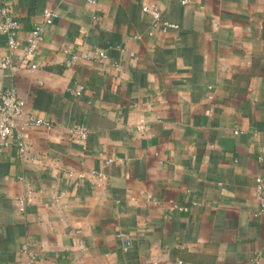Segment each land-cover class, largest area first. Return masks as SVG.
Returning <instances> with one entry per match:
<instances>
[{
	"label": "crops",
	"instance_id": "crops-1",
	"mask_svg": "<svg viewBox=\"0 0 264 264\" xmlns=\"http://www.w3.org/2000/svg\"><path fill=\"white\" fill-rule=\"evenodd\" d=\"M0 3L20 23L11 67L0 32V89L53 122L26 129L25 157L0 146V264H27L24 245L44 264H264V0ZM47 7L60 16L24 62ZM82 50L106 55L66 64Z\"/></svg>",
	"mask_w": 264,
	"mask_h": 264
},
{
	"label": "built area",
	"instance_id": "built-area-1",
	"mask_svg": "<svg viewBox=\"0 0 264 264\" xmlns=\"http://www.w3.org/2000/svg\"><path fill=\"white\" fill-rule=\"evenodd\" d=\"M95 2L96 0H89ZM191 0H181L186 4ZM143 9L151 12L153 15V25H161L164 29L171 26L178 27L177 23L165 20L162 17V10L156 4H144ZM42 22L36 24L29 32L25 44L21 47L22 57L24 62H29L39 47L40 42L44 37L46 25L52 24L59 16L60 13L50 7H47L42 12ZM20 23L15 16L12 7L7 3H0V32L7 35V43L9 52L4 54L1 59V65L4 68L13 66L12 54L19 49L20 40L18 36ZM103 51H78L72 52L66 59L67 65H73L82 59H94L105 56ZM130 57L132 60L139 58V54L131 51ZM32 67H37L38 64L33 62ZM74 89V88H73ZM84 89V85H80L76 88V93L80 94ZM53 125V122L45 117L37 115L32 112H26V100L23 98L16 86H10L0 89V146L17 148L21 157L28 155V144L26 141V129L28 127H43L49 128ZM138 128L145 132L147 130V124L145 118H140L138 122ZM239 130H235L238 132ZM69 132L85 140L88 137L89 127L86 123H80L69 127ZM113 158H108L107 162H112ZM255 195L258 200V208L255 212L256 216H264V177L258 175L255 182ZM33 190L29 188L27 193H31ZM27 198L23 196L19 199L21 208H24ZM173 208L179 207L184 210L188 209V206H180L177 202H172ZM122 235V233H119ZM22 252L26 254L27 264H44L41 256L32 249H29L27 245H24ZM177 264H184L183 260L179 259ZM253 264H260L259 256L256 255Z\"/></svg>",
	"mask_w": 264,
	"mask_h": 264
}]
</instances>
